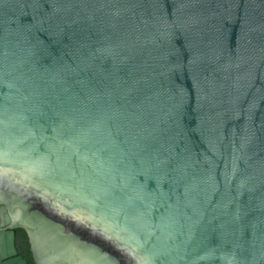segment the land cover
<instances>
[{
  "label": "water",
  "instance_id": "water-1",
  "mask_svg": "<svg viewBox=\"0 0 264 264\" xmlns=\"http://www.w3.org/2000/svg\"><path fill=\"white\" fill-rule=\"evenodd\" d=\"M264 264V0H0V264Z\"/></svg>",
  "mask_w": 264,
  "mask_h": 264
},
{
  "label": "trees",
  "instance_id": "trees-1",
  "mask_svg": "<svg viewBox=\"0 0 264 264\" xmlns=\"http://www.w3.org/2000/svg\"><path fill=\"white\" fill-rule=\"evenodd\" d=\"M27 240V235L23 230L17 231L16 234V244L19 249V254L23 255L25 259H28L30 264L34 263L33 260L26 255L24 252V244L26 245L25 241ZM27 252L30 254L29 245H27Z\"/></svg>",
  "mask_w": 264,
  "mask_h": 264
},
{
  "label": "flooded vegetation",
  "instance_id": "flooded-vegetation-1",
  "mask_svg": "<svg viewBox=\"0 0 264 264\" xmlns=\"http://www.w3.org/2000/svg\"><path fill=\"white\" fill-rule=\"evenodd\" d=\"M21 230V229H20ZM19 231V230H17ZM26 245L24 244V252L26 253V255H28V257H30L32 260H33V256H32V252H31V248H30V243H29V240H28V237H27V240L25 241ZM27 245H29V250H30V254L27 252ZM17 246V244H16ZM17 250H18V254H19V249L17 247ZM20 256H22L24 258L23 255L19 254ZM25 259V258H24ZM27 261V264H30L29 260L28 259H25ZM34 262V260H33ZM31 264H35V263H31Z\"/></svg>",
  "mask_w": 264,
  "mask_h": 264
}]
</instances>
